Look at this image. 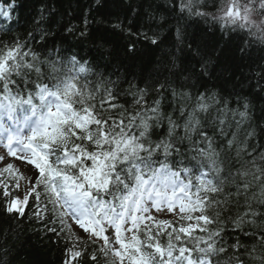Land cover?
<instances>
[{"label": "snow or ice", "instance_id": "snow-or-ice-1", "mask_svg": "<svg viewBox=\"0 0 264 264\" xmlns=\"http://www.w3.org/2000/svg\"><path fill=\"white\" fill-rule=\"evenodd\" d=\"M191 5L188 0L189 11ZM0 14L9 15L3 9ZM224 19L247 28L264 42V0H248L243 12L232 0ZM48 35L41 31L32 39L46 41ZM133 47L129 45L130 52ZM45 69L51 74L46 75ZM90 71L75 54L62 51L54 42H45L38 51L19 41L0 50V142L6 140L8 155L34 165L28 169L32 178L25 195L10 198L7 211L23 216L31 197L37 209L34 216L45 230L57 232L54 225L58 223L60 232L64 228L71 232L72 226L66 223L70 218L87 234L77 239L102 241L99 251L110 255L112 264H264V230H249L261 213L249 204L242 215L221 220L229 201L217 195L239 176L244 183L237 184L235 195L247 199L250 184L246 178L264 179V154L252 156L249 152L252 159L243 161L235 174L229 171L221 176L231 159L226 155L221 161L212 138L204 132L200 139L192 140L201 126L197 112L209 108L203 95L188 113L183 135H176L181 125L169 114L166 137L153 141L151 130L164 120L160 101L146 108L141 93L135 101L140 106L135 114L125 117L121 113L114 119L109 114L119 107L113 103L117 99L111 88L114 82L101 81L96 90H89V83H80V77H87ZM100 88L104 94L97 105L92 101ZM172 95H177L175 90ZM184 112L182 106L180 115ZM239 115L243 118L246 113ZM220 124H224L223 118ZM185 141L188 147L182 150ZM234 143L240 157L247 139L238 141L233 133L227 152ZM157 154L159 158H154ZM0 163L5 164V172L14 169L6 157H0ZM4 195L8 197V191ZM260 197L264 202V185ZM153 209L157 213L175 211L179 226L156 219ZM210 209L216 210L214 216L208 214ZM241 236L258 237L261 252ZM71 256L75 260L82 252L73 251ZM91 260L97 261V256L91 255Z\"/></svg>", "mask_w": 264, "mask_h": 264}, {"label": "trees", "instance_id": "trees-1", "mask_svg": "<svg viewBox=\"0 0 264 264\" xmlns=\"http://www.w3.org/2000/svg\"><path fill=\"white\" fill-rule=\"evenodd\" d=\"M228 1L192 0L189 11L188 0H0V9L9 14L7 19L0 15V50L16 41L28 44L33 51L45 42H54L62 51L75 54L91 70L87 77H80V83H89V90H96L101 81L114 82L111 88L117 99L113 103L119 105L109 113L114 119L121 113L125 117L135 114L140 107L135 101L141 93L146 108L159 100L164 120L151 130L153 141L166 137L169 114L181 125L176 135H183L182 125L203 95L209 108L197 112L201 126L192 140L200 139L201 132L212 138L219 159L223 161L226 155L231 159L221 173L226 177L229 171L235 174L243 161L264 154V42L247 28L225 22ZM41 31L49 33L46 41L33 40ZM129 45H134L131 52ZM45 72L51 74L48 69ZM103 94L100 88L92 102L99 105ZM249 132L252 135L246 136ZM233 133L238 141L247 139L240 157L236 156V143L230 152L226 150ZM187 147L185 141L182 150ZM246 179L250 184L247 199L235 195L237 184L244 183L239 176L236 183L227 182L224 192L217 194L229 201L221 220L242 215L251 204L261 213L249 229L255 233L264 230L260 197L264 179ZM16 184L12 175L0 177V264H112V257L99 251L102 243L98 240H78L68 228L60 232L58 223L54 225L57 232L45 230L34 216L37 209L31 197L23 216L8 212L10 198L19 195ZM215 211L210 209L208 214L214 216ZM177 219L171 220L174 227L179 226ZM66 223L70 225L69 220ZM241 239L261 252L258 237ZM73 251H81L82 256L71 259ZM93 254L97 261L91 260Z\"/></svg>", "mask_w": 264, "mask_h": 264}, {"label": "rangeland", "instance_id": "rangeland-1", "mask_svg": "<svg viewBox=\"0 0 264 264\" xmlns=\"http://www.w3.org/2000/svg\"><path fill=\"white\" fill-rule=\"evenodd\" d=\"M248 3V0H236V5L239 7L240 11L243 12V6L244 4ZM232 8V0L228 1L227 4V10L224 12L225 16L227 11ZM1 15V14H0ZM6 18V17H5ZM22 155L21 153L17 154ZM0 157H6V161L7 163H12L14 165V169L11 172H5L4 171V167L5 164L0 163V177H2L3 175H7L8 174H12L13 177L17 180L18 184H19V196L20 198H23V196L26 193V189L28 187V181L32 178L31 177V173L28 171L29 168H34V165H28L25 162H22L20 160H17L16 158L8 155V149L6 147L2 148L0 147ZM18 170V171H17ZM20 176H24L25 178H20ZM178 211V209H177ZM15 212V211H13ZM152 214H155L158 218L160 219H172V217H176V212H167V210L165 209L164 212L161 213H157L155 209L152 210ZM173 214V215H172ZM194 223V222H191ZM72 226V231L75 234V236H80V235H87L85 233H83L82 229H79V226L77 224H75L74 221L71 220V224ZM102 242V241H101ZM103 243V242H102ZM72 259V257H71Z\"/></svg>", "mask_w": 264, "mask_h": 264}]
</instances>
